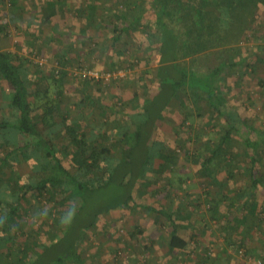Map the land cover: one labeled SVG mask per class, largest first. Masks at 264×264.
Returning a JSON list of instances; mask_svg holds the SVG:
<instances>
[{
    "label": "rangeland",
    "instance_id": "1",
    "mask_svg": "<svg viewBox=\"0 0 264 264\" xmlns=\"http://www.w3.org/2000/svg\"><path fill=\"white\" fill-rule=\"evenodd\" d=\"M49 1L56 2L57 13L47 18ZM122 1L107 0L95 18L89 20L74 8L83 0H10V4L8 0H0V42L3 48L12 50L18 60H23L25 70L33 73L32 76L38 71L48 74L53 68L65 70V107L73 119L79 112L85 113V128L88 130L116 127L121 119L123 121L137 110L134 104H142L146 91L150 94L157 89L156 55L147 47L143 27L136 22L137 30L125 32L121 39L114 41V28L119 21L116 11L117 7L124 8ZM60 6L67 10L61 11ZM252 7L257 12L256 21L241 42L244 54H248L246 67H230L224 76V89L244 120L264 129V5L258 10L257 4ZM53 28L65 32L61 40L51 38ZM60 56H66L67 62L63 65ZM83 68L98 69L97 81H85L80 73ZM7 91V83L0 79V119L10 115ZM85 91L99 97L97 107L90 101L81 103ZM135 93L139 100L131 104L129 101ZM199 106L191 103L167 110L165 119L157 121L155 140H175L173 147L178 155L167 165H161V158H154L149 166L147 175L150 181H147L145 191L134 192L135 204L101 213L97 223L84 230L78 250L86 263L264 264V187L254 198L257 206L253 215L246 199L234 194L237 191L250 192L249 176L244 167L251 161L244 153V144L237 139L234 147L239 151V157L230 158L234 174L229 176L220 168L218 178L222 186L203 175L197 160L190 154L198 150L205 157L204 140L216 136L225 126L221 116L208 111L205 100L201 99ZM103 108L105 112H101ZM40 111L36 112L39 114ZM186 111L193 116L184 122ZM178 131L184 134V147L177 144ZM27 140L20 136V143ZM10 147L5 141L1 142L0 159ZM263 155L264 144L259 146L258 173L264 172ZM9 159L10 164L0 170V218L8 211L7 202L12 201L10 193L16 183H28L32 177L51 171L50 168L47 171L35 168L37 161L25 160L20 150ZM64 163L73 168L72 156L64 157ZM138 187L143 189L144 185ZM224 191H229L231 196L223 198ZM27 197L22 201L15 221L7 224V227H17L10 226L13 238L0 248L1 264H8L10 258L17 259L21 255L19 248L28 242L35 245L28 252L30 256L33 250L40 251L43 243L51 241L49 232L57 231L55 217L58 215L55 209L50 212L54 196H41L31 191ZM109 198L101 197L98 202H106ZM218 198L224 201L216 211L211 201ZM137 204L180 209L177 216L179 231L189 240V245L169 250L167 241L172 227L168 218ZM235 216L247 217L239 229L233 227ZM27 258L24 259L29 261Z\"/></svg>",
    "mask_w": 264,
    "mask_h": 264
},
{
    "label": "trees",
    "instance_id": "2",
    "mask_svg": "<svg viewBox=\"0 0 264 264\" xmlns=\"http://www.w3.org/2000/svg\"><path fill=\"white\" fill-rule=\"evenodd\" d=\"M104 2L107 0H83L74 8L90 20L95 18ZM47 4V18H50L57 13V4L54 1ZM122 4L124 8L117 7L116 11L119 21L114 28V41L121 39L125 32L137 30L136 22L143 27L147 47L156 55L157 89L150 94L146 91L142 104H134L137 110L112 129L93 127L88 130L83 112L71 118L64 103L65 70L53 68L48 74L38 71L32 76L33 73L25 70V62L18 60L12 50L4 49L0 42V79L8 85L5 95L11 110L9 116L0 119V144L5 141L11 146L0 159V170L10 164L9 158L19 150L25 160L37 161L35 168L51 169L46 175L32 177L28 183H16L12 189V201L7 202L8 211L0 218V233H3L0 248L13 238L10 226L15 229L16 225H10L8 229L7 224L15 221L22 201L31 191L41 196L53 195L55 200L50 212L55 209L58 215L55 217L57 231L48 234L50 242L43 243L38 252L33 250L31 256L28 252L35 245L24 244L19 248L21 255L17 259H7L8 264H89L78 250L84 230L95 225L101 213L135 204L134 192L145 191L147 181H150L147 175L149 166L154 158H161V165H167L178 155L173 147L175 140H155L157 121L165 119L167 110L191 103L200 108L201 99L209 106L208 111L221 116L225 128L204 140L205 157L198 150L192 151L190 157L197 160L199 170L210 182L216 181L222 186L218 172L223 168L229 176L234 174L230 158L239 157L234 140L241 141L244 153L251 161L244 167L249 176L250 192L237 191L234 194L245 198L249 212L255 213L257 202L254 198L264 187V172L258 173L256 169L259 146L264 144V129L250 125L229 101L224 76L232 66L246 67L248 54H244L241 42L256 21L253 4H257L258 10L264 0H123ZM60 10L67 8L60 6ZM64 33L53 28L50 34L52 39L61 40ZM65 58L60 56L62 65L67 62ZM90 80L97 81L96 77H85V81ZM138 100L139 95L135 93L129 103ZM80 101H90L96 107L100 104L99 97L86 91ZM38 110H41L39 114ZM105 111L103 108L101 112ZM184 116L186 122L193 115L186 111ZM183 135L177 132L176 141L182 147ZM20 136L28 140L22 144ZM70 155L73 168L64 163V157ZM140 184L144 185L143 189H139ZM104 196L110 197L108 201L98 202ZM230 196L229 191L222 193L223 198ZM222 201V198L213 199L212 207L219 211ZM137 205L168 218L172 227L167 241L169 250L189 245V240L179 231L177 216L180 209ZM72 208L76 210L72 225L62 227L60 217ZM234 219L233 227L239 229L247 217L235 216ZM27 256L29 261L24 259Z\"/></svg>",
    "mask_w": 264,
    "mask_h": 264
},
{
    "label": "clouds",
    "instance_id": "3",
    "mask_svg": "<svg viewBox=\"0 0 264 264\" xmlns=\"http://www.w3.org/2000/svg\"><path fill=\"white\" fill-rule=\"evenodd\" d=\"M75 215H76L75 208L70 209L68 212H66L64 215L60 217V221H59L60 225L65 228L70 227L73 223V219ZM0 235H3V233H0Z\"/></svg>",
    "mask_w": 264,
    "mask_h": 264
},
{
    "label": "built area",
    "instance_id": "4",
    "mask_svg": "<svg viewBox=\"0 0 264 264\" xmlns=\"http://www.w3.org/2000/svg\"><path fill=\"white\" fill-rule=\"evenodd\" d=\"M8 3L10 4V0H8ZM80 73L86 77V76H93L98 78L100 76V72L98 69H89V68H83L82 70H80Z\"/></svg>",
    "mask_w": 264,
    "mask_h": 264
},
{
    "label": "crops",
    "instance_id": "5",
    "mask_svg": "<svg viewBox=\"0 0 264 264\" xmlns=\"http://www.w3.org/2000/svg\"><path fill=\"white\" fill-rule=\"evenodd\" d=\"M264 250V249H263Z\"/></svg>",
    "mask_w": 264,
    "mask_h": 264
}]
</instances>
